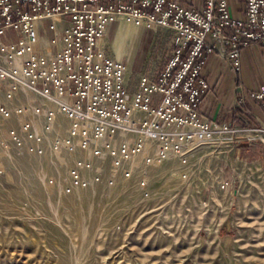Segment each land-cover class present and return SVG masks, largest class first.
I'll list each match as a JSON object with an SVG mask.
<instances>
[{
    "label": "built area",
    "instance_id": "2783aa9c",
    "mask_svg": "<svg viewBox=\"0 0 264 264\" xmlns=\"http://www.w3.org/2000/svg\"><path fill=\"white\" fill-rule=\"evenodd\" d=\"M244 10L233 15L228 0H0V126L19 121L9 139L55 158L60 171L47 183L62 193L144 187L151 170L186 164L202 142L229 130L203 114L212 89L205 67L216 56L240 73L242 50L264 47V0H245ZM124 15L164 29L173 44L163 68L142 71L134 90L123 61L101 43ZM242 97L264 111V84ZM56 116L62 134L53 132ZM69 151L77 155L67 164Z\"/></svg>",
    "mask_w": 264,
    "mask_h": 264
},
{
    "label": "rangeland",
    "instance_id": "374dc122",
    "mask_svg": "<svg viewBox=\"0 0 264 264\" xmlns=\"http://www.w3.org/2000/svg\"><path fill=\"white\" fill-rule=\"evenodd\" d=\"M144 26L120 17L101 41L125 64L133 90L138 75L163 68L173 48L170 33ZM258 46L245 48L240 73L209 58L210 94L224 95L213 121L229 130L202 142L186 164L173 159L151 170L144 187L100 183L62 193L47 183L60 171L55 158L9 139L19 121L1 125L0 264H264V111L242 99L263 84ZM235 109L243 125L234 122ZM55 119L53 132L64 133L65 120ZM76 155L66 152L63 161Z\"/></svg>",
    "mask_w": 264,
    "mask_h": 264
},
{
    "label": "crops",
    "instance_id": "0c3cea01",
    "mask_svg": "<svg viewBox=\"0 0 264 264\" xmlns=\"http://www.w3.org/2000/svg\"><path fill=\"white\" fill-rule=\"evenodd\" d=\"M182 3L186 4V5H198L199 1L200 0H180ZM228 3H229V8L230 10L232 11L233 15L235 16H238V17H241L243 16L244 14V3H245V0H228ZM259 45V44H258ZM257 44H251L250 47H248L249 49H253L254 50V47L256 48V50H259V46ZM262 47V46H261ZM264 48V47H262ZM242 57L244 56L245 58V55L246 52H245V48L244 50H242ZM210 58L213 59V56H211ZM211 59V60H212ZM209 60L208 62V65L209 63H211V66H212V61ZM245 59L242 60V64L245 63ZM219 62V61H218ZM263 69H264V64H263ZM212 72H214V70L212 69ZM262 73V72H261ZM212 74V73H211ZM263 77H264V74H263ZM232 80V78H230ZM230 80V81H231ZM229 81V82H230ZM263 84H264V80L262 81ZM232 94L234 95L235 92H232ZM222 98H224V95L220 96V98H218L216 96V94H207V96L204 98V101L202 102V111H203V114H209V118L211 120H214L216 118V115L218 114L219 112V109H220V103H217L216 100H222ZM210 101V102H208ZM214 104V105H213ZM208 111V112H207ZM223 113H226L225 111ZM207 116V115H206Z\"/></svg>",
    "mask_w": 264,
    "mask_h": 264
},
{
    "label": "trees",
    "instance_id": "16d2710c",
    "mask_svg": "<svg viewBox=\"0 0 264 264\" xmlns=\"http://www.w3.org/2000/svg\"><path fill=\"white\" fill-rule=\"evenodd\" d=\"M237 112H240V110L235 109V114H236L235 117H236V119H235L234 122L243 125V120H242L241 116H239V115L237 114Z\"/></svg>",
    "mask_w": 264,
    "mask_h": 264
},
{
    "label": "bare ground",
    "instance_id": "6f19581e",
    "mask_svg": "<svg viewBox=\"0 0 264 264\" xmlns=\"http://www.w3.org/2000/svg\"><path fill=\"white\" fill-rule=\"evenodd\" d=\"M124 16H126V15H124ZM124 16H121V17H124ZM127 17H129V16H127ZM119 18H120V17H119ZM129 18H130V17H129ZM130 19H131V18H130ZM101 41H102V40H101ZM56 127L59 128V124L56 123Z\"/></svg>",
    "mask_w": 264,
    "mask_h": 264
}]
</instances>
